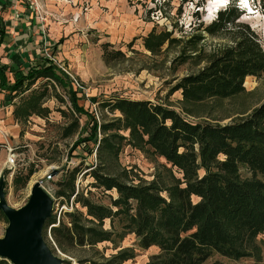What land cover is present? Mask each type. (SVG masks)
Instances as JSON below:
<instances>
[{"label": "rangeland", "instance_id": "obj_1", "mask_svg": "<svg viewBox=\"0 0 264 264\" xmlns=\"http://www.w3.org/2000/svg\"><path fill=\"white\" fill-rule=\"evenodd\" d=\"M198 1L126 0L127 10L131 11L129 19L121 23V28L118 26L117 30L129 29L131 33L128 37L123 33L122 37L112 38L110 34L114 32L109 31L108 27L104 28V31H109L108 34L91 30L76 40L67 38L61 44L60 51L53 56L46 28L41 30L44 33L42 37H46L45 44L39 41L41 32L40 35L36 34L32 45L35 51L40 55L52 56L54 62L68 72L73 83L79 84L83 92L79 94L82 96L78 104L92 112L96 121L106 125L103 132L96 130L95 141L88 144L90 152L86 151L87 147L84 150L83 143V148L79 146L72 150L78 136L83 137L88 133V124L85 116L72 111L67 96L59 89L64 101L48 99L45 104L50 112L43 119L30 117L27 122L18 124L19 129H22L21 135H17L14 140L0 142V177L9 206L14 209L23 206L28 201L31 185L37 181L52 199L51 214L56 219L55 227L70 228V223L74 222L76 227H93L105 233L107 240L92 243L80 244L74 239L63 237L57 242L53 231L47 226L42 239L54 255L64 260V264H146L153 255L160 253L156 245L146 249L140 247L138 238L123 225L122 216L111 215L99 221L88 216L81 198L114 211L110 201L116 196L115 189L104 190L93 182L87 166L98 163L96 169L99 172L103 174L108 170L118 181L130 185L155 182L161 189L159 195L165 199L170 195L175 196V189L181 187L185 180L181 170L148 149L143 142L144 136L125 128V120L119 112L113 114L98 106L103 97L119 95L130 99H149L175 110L189 121L214 124L245 118L263 102L264 69L247 75L243 89L228 96L186 101L181 89H176L184 76L200 70L222 48L231 44L228 35L210 34L205 28L215 18L216 11L231 0H203V4L197 7ZM242 1L246 13L240 20L254 29L264 51L262 8L258 0ZM252 4L256 5V9ZM250 9L252 12H247ZM43 16L55 22V17L48 11ZM150 32L153 35L150 37L151 42L158 44L155 46L153 43V50L143 45L144 38ZM1 98L2 94L1 117L6 118L10 109L1 103ZM103 137L117 144L111 147L113 151L104 150L96 158L94 149ZM7 144L15 146L14 152L17 154L12 174L4 164L8 155L5 150ZM78 148L83 152L82 156L76 154L79 153ZM77 166L83 171L73 178L76 195L73 197L62 180L69 182L70 172ZM54 171L56 174L49 176ZM239 174L240 177L246 176L242 169ZM192 200L196 199L192 197ZM69 212L76 216L73 221ZM6 225V217L0 213V238ZM243 252L237 259L213 252L202 264L263 263L264 229L257 234L254 244ZM1 264L10 263L6 260Z\"/></svg>", "mask_w": 264, "mask_h": 264}, {"label": "trees", "instance_id": "obj_2", "mask_svg": "<svg viewBox=\"0 0 264 264\" xmlns=\"http://www.w3.org/2000/svg\"><path fill=\"white\" fill-rule=\"evenodd\" d=\"M202 4L200 0L196 6ZM252 5L256 9V5ZM258 5L264 14V0H258ZM216 12L205 28L210 34L228 35L231 44L222 48L207 65L178 82L176 89H181L186 101L238 93L247 75L264 69V51L259 37L240 20L246 13L241 0H231ZM3 36L0 19V42ZM151 36L150 32L143 40L149 50H153L156 43L151 42ZM52 56L41 55V64H30L12 84L4 78V66L0 65V88L22 94L14 115L24 119L31 113L45 115L48 108L41 107V103L48 95V86L55 96H58L55 85L62 87L69 95L72 110L84 115L88 124V133L78 136L71 149L83 143L84 150L87 147L86 151L90 152L88 144L95 141L96 130L103 132L106 125L78 105V92L82 91L72 87L71 78ZM98 106L113 114L119 112L125 120V128L144 136L148 149L181 170L185 180L175 189V196L165 199L159 195L161 189L155 182L130 185L118 181L108 170L103 174L99 172L98 163L90 164L87 167L93 182L104 190L115 189L116 197L110 201L114 211L81 198L88 216L97 221L111 215L122 216L123 225L138 238L140 247L158 246L160 253L146 264H202L213 252L237 259L254 244L257 234L264 229V100L245 118L224 124L192 122L149 99L109 96L103 97ZM114 144L117 143L101 138L94 149L96 158L104 150L113 151ZM79 148L76 154L82 156ZM240 169L246 176L240 177ZM82 171L77 166L70 172V186L66 179L62 180L73 197L76 196L73 178ZM68 215L72 221L76 217L74 213ZM55 223L51 214L42 226V234H46L48 225ZM49 228L57 242L62 237L80 244L107 240L103 231L76 227L74 222L70 223V228ZM3 261L6 260H0V264Z\"/></svg>", "mask_w": 264, "mask_h": 264}, {"label": "crops", "instance_id": "obj_3", "mask_svg": "<svg viewBox=\"0 0 264 264\" xmlns=\"http://www.w3.org/2000/svg\"><path fill=\"white\" fill-rule=\"evenodd\" d=\"M14 2L12 4V0H0V19L3 22L4 34L0 42V65L4 66V78L8 84H12L15 77L17 78L25 73L30 64H41L39 59L41 55L35 51L32 45L36 39V34L40 35L39 32L43 28H46L48 33V44L53 51V55L60 51L61 44L67 38L73 41L81 38V35L86 36L87 32L91 30L102 32V34L113 31L114 33L110 34L112 38L122 37L123 33L124 36L128 37L131 33L129 29H125V31L117 30L121 23H126L129 19L131 11L127 10L126 0H40L42 11H48L55 17V22L46 18L44 27L41 26L38 18L30 14L29 10L24 9L16 0ZM12 9L14 12L12 11L13 14L10 15ZM6 11L7 13H5ZM17 12H20L21 15H16ZM3 15H6V17H3ZM107 27L109 31H104V28ZM119 27L121 28V26ZM39 41H37V45ZM64 72L68 75L67 71L64 70ZM71 80L73 88L82 90L79 84L78 86L73 83V79ZM59 89L67 96L70 104L66 90L59 85H55L54 91L58 95L55 96L48 86V95L43 98L41 103V107L48 108V112L43 116L31 113L28 117L21 119L15 117L14 108L18 105L22 94L15 91L10 93L8 90L0 88L1 103L7 105L10 109L6 118L1 117L2 112H0V142L11 141L17 135H21L22 129H19L18 124L27 122L30 117L43 119L50 112V108L45 104L48 99L53 98L57 102L64 101ZM79 94H83V92H78L81 99L82 95ZM93 100L95 101V98ZM61 111L63 112V110ZM7 148H11L14 152L15 146L7 144Z\"/></svg>", "mask_w": 264, "mask_h": 264}, {"label": "water", "instance_id": "obj_4", "mask_svg": "<svg viewBox=\"0 0 264 264\" xmlns=\"http://www.w3.org/2000/svg\"><path fill=\"white\" fill-rule=\"evenodd\" d=\"M56 174L52 172L49 176ZM52 199L41 184L33 182L28 201L16 209L5 199L3 179L0 177V213L7 219L0 238V259L10 264H64L42 239V226L51 215Z\"/></svg>", "mask_w": 264, "mask_h": 264}, {"label": "built area", "instance_id": "obj_5", "mask_svg": "<svg viewBox=\"0 0 264 264\" xmlns=\"http://www.w3.org/2000/svg\"><path fill=\"white\" fill-rule=\"evenodd\" d=\"M18 3H20L22 5V7L25 9H28L30 14L34 15L36 18L39 19V21L41 22V26L44 27V21L46 18H44L43 14L44 11H42L41 9V3L40 0H16ZM16 15H21L20 12L15 13ZM43 30V29H42ZM43 31H41V38H40V42L42 41L44 44L46 43V37L45 35H43L42 37ZM44 47V46H43ZM48 56V55H47ZM78 85V84H77ZM7 152V158L5 160V166L7 169L10 170V173H13L12 169L15 166V161H16V156L17 154H15V152H13V150L11 148H7L6 149ZM50 226H55V224H50L48 225V228Z\"/></svg>", "mask_w": 264, "mask_h": 264}, {"label": "bare ground", "instance_id": "obj_6", "mask_svg": "<svg viewBox=\"0 0 264 264\" xmlns=\"http://www.w3.org/2000/svg\"><path fill=\"white\" fill-rule=\"evenodd\" d=\"M246 9V8H245Z\"/></svg>", "mask_w": 264, "mask_h": 264}]
</instances>
